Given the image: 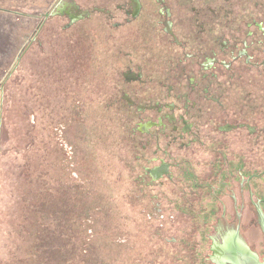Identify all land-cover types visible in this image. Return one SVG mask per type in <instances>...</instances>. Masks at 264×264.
<instances>
[{"label":"rangeland","instance_id":"rangeland-1","mask_svg":"<svg viewBox=\"0 0 264 264\" xmlns=\"http://www.w3.org/2000/svg\"><path fill=\"white\" fill-rule=\"evenodd\" d=\"M111 1L77 0L89 11L104 6L111 18L95 14L74 25L53 19L42 42L30 43L20 58L50 6L0 0V264H209L208 240L197 245L198 218L181 215L178 200L156 185L141 186L155 162L133 149L135 121L97 94L112 93L114 72L104 67L117 63V26L132 10L125 7L123 16L114 4L126 0ZM153 1L144 0L140 20L155 18ZM165 2L175 26L183 18L218 17L244 32L226 19L264 18V0ZM170 74L177 90L176 71ZM177 150L170 152L172 176ZM234 159L233 166L243 161ZM212 224L203 226L207 237Z\"/></svg>","mask_w":264,"mask_h":264},{"label":"flooded vegetation","instance_id":"flooded-vegetation-1","mask_svg":"<svg viewBox=\"0 0 264 264\" xmlns=\"http://www.w3.org/2000/svg\"><path fill=\"white\" fill-rule=\"evenodd\" d=\"M153 3L155 18L152 15L143 20L138 12L144 0L114 4L121 14L125 7L132 10L127 16L130 19L117 26V63L104 67L114 72L108 88L112 95L97 94L108 97L109 105L124 106L131 122L140 129L133 149L139 148L146 155L150 152L147 157L152 161L148 163L155 162L147 168L148 181L141 178V186L156 185L162 194L172 196L170 200H178L181 215L198 218L201 236L197 245L208 240L210 251L205 262L232 264L224 249L234 246L237 238L264 264V226L260 219H264V199L259 196L264 192V18L226 19L229 24L244 25V32L217 23L218 17L208 21L192 17L187 23L183 18L175 26L165 0ZM34 5H49L50 11L40 14L41 21L28 45H23L20 58L30 43L37 39L42 42L40 36L53 19L74 25V21L95 14L111 18L104 6H91L89 11L84 9L89 4L84 6L77 0H34ZM154 67L161 73L153 72ZM174 70L177 90L169 83ZM118 75L124 82L115 80ZM174 146L178 149L177 176L171 171L175 167L171 162L175 156L170 154ZM237 156L243 161L233 166ZM249 215L257 217L263 237L258 251L244 235L252 223L245 221ZM209 219H213L212 235L207 237L203 226ZM230 231L234 235L228 240Z\"/></svg>","mask_w":264,"mask_h":264},{"label":"water","instance_id":"water-1","mask_svg":"<svg viewBox=\"0 0 264 264\" xmlns=\"http://www.w3.org/2000/svg\"><path fill=\"white\" fill-rule=\"evenodd\" d=\"M1 93H2V89H1ZM260 219L262 220L264 226L263 217H261ZM248 220L252 221V223L250 222L249 227L245 226L246 227L244 232L245 238L250 245H254L256 251L261 250L260 247L263 245H260V243L263 237L259 231V228L257 227V217L254 215H249L245 218L246 223L247 222L249 223ZM233 235H234L233 231H230L229 233H227L226 239L230 240ZM234 240L237 241V243L234 246L232 247L226 246V248L224 249L229 252V256L231 257L232 264H263L258 260L257 255L254 252H252L247 245H245L242 241H239L237 238H235Z\"/></svg>","mask_w":264,"mask_h":264}]
</instances>
